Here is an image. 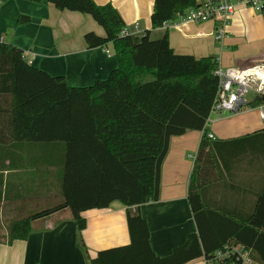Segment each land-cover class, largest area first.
<instances>
[{
	"label": "trees",
	"instance_id": "16d2710c",
	"mask_svg": "<svg viewBox=\"0 0 264 264\" xmlns=\"http://www.w3.org/2000/svg\"><path fill=\"white\" fill-rule=\"evenodd\" d=\"M7 1L0 0V4ZM196 1L154 0L152 29L175 22ZM47 2L59 11L90 16L103 29L104 37L86 34L87 47L112 44L118 66L105 80L89 87H70L64 78L31 66L22 50L0 43V146L33 144L61 150L62 202L12 221L6 243L26 240L32 221L67 209L86 264H186L208 258L228 243L249 250L254 264H264V191L249 208L230 205L223 188L227 165L219 142L205 133L218 92L217 60L176 55L166 33L157 40L150 39L148 32L122 37L125 25L110 4ZM261 15L264 19V6ZM28 22L29 18L21 16L17 24ZM263 103L255 99L250 106ZM189 131L203 132L188 185L197 233L160 258L150 247L146 221L131 209L158 201L160 169L170 139ZM214 187L222 197L207 202L206 195ZM1 196L0 192V203ZM114 202L126 208L130 243L91 259L81 238L86 226L81 214L106 209Z\"/></svg>",
	"mask_w": 264,
	"mask_h": 264
},
{
	"label": "crops",
	"instance_id": "0c3cea01",
	"mask_svg": "<svg viewBox=\"0 0 264 264\" xmlns=\"http://www.w3.org/2000/svg\"><path fill=\"white\" fill-rule=\"evenodd\" d=\"M98 6L110 4L120 15L128 35L149 33L150 39L168 35L176 55L196 59L214 57L221 68H246L264 63V30L250 16L253 10L238 6L226 28V36L214 40L213 23H188L169 29H152L154 0H92ZM29 18L18 25L19 17ZM255 26H252L254 21ZM104 37L103 29L88 15L59 11L47 0L32 3L9 0L0 4V43L23 51L28 63L53 77L64 78L70 87L84 88L107 78L117 68L112 44L89 49L84 36ZM205 133L218 141L225 160L223 186L230 205L251 207L264 191V125L255 109L236 115L211 112ZM203 132L189 131L172 137L160 169L159 199L132 208L146 221L150 247L160 258L184 244L197 226L188 202V185ZM61 150L48 145L0 146V218H25L62 202L58 164ZM60 160V161H59ZM221 187V190H223ZM214 187L207 202L220 199ZM223 197V198H224ZM86 226L81 232L89 258L99 252L130 243L126 208L118 202L108 208L81 214ZM10 220L8 221V223ZM26 240L6 243L7 231L0 234V264H86L76 243V225L67 209L32 221ZM186 264H204L196 259Z\"/></svg>",
	"mask_w": 264,
	"mask_h": 264
},
{
	"label": "built area",
	"instance_id": "2783aa9c",
	"mask_svg": "<svg viewBox=\"0 0 264 264\" xmlns=\"http://www.w3.org/2000/svg\"><path fill=\"white\" fill-rule=\"evenodd\" d=\"M238 6L262 13L264 0H197L175 22H165L160 28L167 30L181 24L213 23L214 40L220 43L227 34L226 28ZM139 35L142 34L128 35L125 29L121 32L122 37ZM214 74L218 79V92L211 112L236 115L244 109H255L260 123L264 125V103L254 108L250 106L255 99L264 101V63L246 68H221L218 65ZM249 95L252 98L246 100ZM202 259L204 264H254L250 251L234 243L225 244L208 258Z\"/></svg>",
	"mask_w": 264,
	"mask_h": 264
},
{
	"label": "rangeland",
	"instance_id": "374dc122",
	"mask_svg": "<svg viewBox=\"0 0 264 264\" xmlns=\"http://www.w3.org/2000/svg\"><path fill=\"white\" fill-rule=\"evenodd\" d=\"M251 13H252V15L249 13L250 16H254V17L261 18V13H255V12H251ZM256 22L258 23L259 21H256L255 20L252 23V26H255ZM259 23H260V26H262V28L264 30V23H263V21L262 22L260 21ZM251 98H252V95H249V96L246 97V100H250ZM3 219L4 218H0V234L1 235L6 233V231L8 230V227H9V225H10V223L12 221L17 220V219H21V218H9V220H10L9 223H8L9 220L4 221Z\"/></svg>",
	"mask_w": 264,
	"mask_h": 264
}]
</instances>
